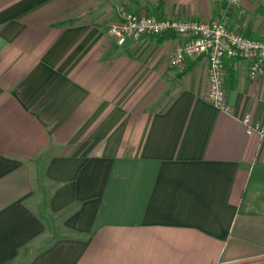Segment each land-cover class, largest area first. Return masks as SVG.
Instances as JSON below:
<instances>
[{
	"label": "crops",
	"instance_id": "obj_1",
	"mask_svg": "<svg viewBox=\"0 0 264 264\" xmlns=\"http://www.w3.org/2000/svg\"><path fill=\"white\" fill-rule=\"evenodd\" d=\"M264 37V0H0V264H264V70L115 43L119 9Z\"/></svg>",
	"mask_w": 264,
	"mask_h": 264
},
{
	"label": "built area",
	"instance_id": "obj_2",
	"mask_svg": "<svg viewBox=\"0 0 264 264\" xmlns=\"http://www.w3.org/2000/svg\"><path fill=\"white\" fill-rule=\"evenodd\" d=\"M238 0H231V2ZM172 31L183 35L169 54L171 66H179L186 59L203 55L207 60V100L223 111H229L225 104L223 61L239 57L248 60V75L256 78L264 70V37L247 36L229 28L223 20H199L192 18L158 17L152 14L134 13L121 8L117 19L110 23L107 33L117 44L142 35H157ZM245 132L264 135V125L253 121L249 113L241 117Z\"/></svg>",
	"mask_w": 264,
	"mask_h": 264
},
{
	"label": "rangeland",
	"instance_id": "obj_3",
	"mask_svg": "<svg viewBox=\"0 0 264 264\" xmlns=\"http://www.w3.org/2000/svg\"><path fill=\"white\" fill-rule=\"evenodd\" d=\"M213 20V19H212ZM214 20H223L224 22H225V20L224 19H222V18H215ZM226 23V22H225ZM231 28V27H230ZM234 28H232V30H233ZM235 31H238V30H236V29H234ZM238 32H240V31H238ZM242 33V32H241Z\"/></svg>",
	"mask_w": 264,
	"mask_h": 264
},
{
	"label": "trees",
	"instance_id": "obj_4",
	"mask_svg": "<svg viewBox=\"0 0 264 264\" xmlns=\"http://www.w3.org/2000/svg\"><path fill=\"white\" fill-rule=\"evenodd\" d=\"M165 33V32H164Z\"/></svg>",
	"mask_w": 264,
	"mask_h": 264
}]
</instances>
